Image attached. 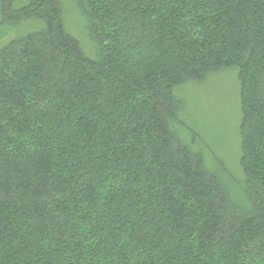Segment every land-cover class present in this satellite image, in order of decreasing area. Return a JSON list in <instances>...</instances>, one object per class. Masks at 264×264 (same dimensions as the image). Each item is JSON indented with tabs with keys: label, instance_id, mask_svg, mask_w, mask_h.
Here are the masks:
<instances>
[{
	"label": "trees",
	"instance_id": "16d2710c",
	"mask_svg": "<svg viewBox=\"0 0 264 264\" xmlns=\"http://www.w3.org/2000/svg\"><path fill=\"white\" fill-rule=\"evenodd\" d=\"M69 2L90 50L67 0H0V264H264V0ZM233 67L246 204L184 92Z\"/></svg>",
	"mask_w": 264,
	"mask_h": 264
},
{
	"label": "rangeland",
	"instance_id": "374dc122",
	"mask_svg": "<svg viewBox=\"0 0 264 264\" xmlns=\"http://www.w3.org/2000/svg\"><path fill=\"white\" fill-rule=\"evenodd\" d=\"M67 1L66 26L84 40L90 50L85 16L73 7L71 0ZM184 92L189 98L186 110L191 111V120L200 130L193 148L202 152L208 170L216 172L228 186L232 201L246 204L241 159L247 144V132L243 125L242 91L237 68L214 72L204 82H191L185 85Z\"/></svg>",
	"mask_w": 264,
	"mask_h": 264
}]
</instances>
